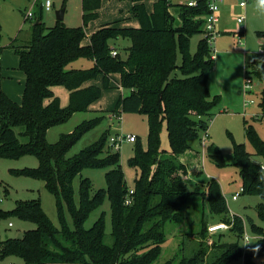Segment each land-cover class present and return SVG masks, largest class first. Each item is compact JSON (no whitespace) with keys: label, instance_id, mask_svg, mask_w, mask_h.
I'll use <instances>...</instances> for the list:
<instances>
[{"label":"trees","instance_id":"trees-1","mask_svg":"<svg viewBox=\"0 0 264 264\" xmlns=\"http://www.w3.org/2000/svg\"><path fill=\"white\" fill-rule=\"evenodd\" d=\"M133 1L131 11L138 20L137 26L104 24L89 36V43L84 42L88 37L84 27H70L60 20L55 26H45L44 8L38 4L31 37L16 47L19 69L26 78L21 102L2 89L0 66V158L36 156L37 168L15 172L42 179L56 196L59 210L65 202L74 219L70 226L61 215V227H57L40 199L18 201L11 210L3 209L0 201V221L19 218L37 225L22 237H7L0 242L2 258L18 257L24 264H152L160 257L166 241L165 224L182 219L191 197L207 198L216 223L226 222L238 240L222 241L220 235L209 244V226L214 223L207 225L203 216L197 249L190 256L184 255L178 261L173 258L164 264H229L243 252L239 238L245 233V219L231 212L217 180L208 181L204 188L196 185L194 180L203 175L201 157L198 151L189 154L190 140L208 135V119L219 98L209 88V75L215 67L213 46L202 37L196 51L191 50V38L203 34L207 2L199 0L197 7H191L156 0L153 10L148 11L144 0ZM100 6L101 0H83L85 24L98 16ZM121 38L131 42L125 58L111 44ZM83 57L93 60L90 69L70 67ZM253 73L264 77L260 68L253 67L251 74L247 72L251 78ZM114 74L120 75L119 87L130 93L121 95L111 117L119 119L122 112L139 113L146 116L149 124L148 147L138 146L130 158L138 170L133 191L127 187L119 151L113 152L110 147L106 150L110 130L77 154L68 156L83 135L102 122L103 116L76 132L62 135L54 144L47 139L51 127L68 121L75 112L90 110L101 98L103 88H113ZM101 76L103 88L86 85ZM58 85L65 86L70 93L67 107L61 105L54 92ZM260 107L264 116V91ZM164 127L168 131L169 150L161 144ZM245 131L255 154L264 160V139L248 121ZM207 151L223 163L218 146L209 144ZM186 155L196 158L194 169L181 159ZM235 156L243 178L242 193L261 198L256 211L264 221V162L255 161L244 144H236ZM100 166L110 168L106 173L107 190L91 194L90 179L81 176L78 206L74 180L85 168ZM106 195L111 204V233L106 231L104 214L91 227L85 226L88 216L103 204ZM250 222L253 233L259 236L261 252L245 253L244 264H255V257L264 254V228L253 219ZM212 245L219 252L211 253Z\"/></svg>","mask_w":264,"mask_h":264},{"label":"rangeland","instance_id":"rangeland-1","mask_svg":"<svg viewBox=\"0 0 264 264\" xmlns=\"http://www.w3.org/2000/svg\"><path fill=\"white\" fill-rule=\"evenodd\" d=\"M29 0H0V23L3 25V38L9 39L15 30L23 28L18 40L14 45L3 47L7 50V59L5 68H1V79L6 80L5 86H10V93L18 94L19 101H22V95L25 88V74L19 69L20 56L17 54L16 47L24 44L26 37H31L33 21H23L20 6H32ZM185 0H171L173 4ZM155 0H144L146 8L153 10ZM41 4V1H39ZM134 5L133 0H101V6L98 9V16L88 22L83 20V0H56V6L51 11H43V23L45 26H55L57 23L56 11L66 7V13L63 22L70 27H84L88 33H93L100 25L108 23H117L120 26H135L138 20L133 16L131 8ZM221 22L219 24L220 33L216 35L213 42L215 64L209 75V88L212 95H218V103L213 109L211 117L208 119L209 130L208 137L190 140L191 151L199 153L203 169L202 177L194 180L196 185L204 188L205 183L215 179L223 190L232 213L238 214L245 219V233L239 238L240 247L243 252L240 256L233 259L229 264H244V255L247 252L260 253L259 236L253 233L250 220L264 228L262 221L257 214L256 206L261 198L256 195L240 194L237 200L233 195L243 187V178L241 169L236 164L235 146L244 144L246 151L252 154L257 162H264L263 158L255 154V149L246 136L245 121L252 123L258 134L264 139V116H262L260 107L261 94L264 91V77L252 75V82L247 84L246 67L251 74L253 67L262 69L264 66V2L262 0H251L245 8L240 7L238 0H228L222 13H220ZM244 16L243 22H238V18ZM26 18V15H25ZM26 22V23H25ZM137 26V25H136ZM203 34L194 35L191 38V50L196 51L197 45ZM11 41V39H10ZM89 36L84 42H89ZM112 46L120 51L123 58L126 57L127 47L131 44L129 39L112 40ZM179 62H181V53H178ZM256 58V60H255ZM19 60L18 65L15 63ZM254 61L256 63H254ZM254 63V64H253ZM15 66V67H14ZM93 66V60L89 58H80L72 62L70 67L90 69ZM69 67V68H70ZM264 71V70H263ZM249 74V75H250ZM115 79L119 74H114ZM24 77L23 83H19ZM118 80V79H117ZM8 82V83H7ZM20 87V89H19ZM103 88V85H102ZM119 85L110 89H102V96L97 101L95 109L88 111L75 112L68 121L53 126L48 130V142L54 144L65 134L76 132L84 124L96 122L102 116V122L95 128L83 135V137L71 148L68 156L77 154L80 150L94 143L106 131L110 130L109 141L106 146L113 152L119 151L121 156V166L127 181V187L133 191L136 187V177L138 170L135 168L130 158L135 155L138 146L146 149L148 147L149 124L146 116L139 113H121V119L111 117L121 95L130 93L128 89H121ZM55 93L60 98L61 105L67 107L70 104V97L67 88L63 85L55 87ZM254 100V103H249ZM16 101V100H15ZM134 134L138 138L136 142H126L121 144L119 150L111 146L110 137L112 135ZM206 139V141H204ZM161 144L166 150L170 149L168 131L166 127L161 133ZM209 144L219 147L220 156L223 163L217 162L207 151ZM183 161L191 164V169L197 166L196 158L193 155L181 157ZM200 160V159H199ZM200 165V166H201ZM39 159L34 155H25L18 159L0 158V199L1 207L5 210L15 208L18 201H29L40 199L44 211L57 227H61V215H64L68 225L74 224V219L68 210L65 202L59 210L56 196L51 193L42 179L33 178L24 173L15 171L26 168H37ZM199 166V165H198ZM110 168L107 166L89 167L82 171L74 180L75 200L80 206V178L88 177L91 182V194L100 189L107 190L106 173ZM104 214L107 233H111V204L108 195L104 197L103 204L92 211L85 221L87 228ZM207 219V225L216 223L217 219L212 217L209 211V202L207 198L191 197L189 205L183 209V217L178 222H167L165 224L166 241L162 245L160 257L152 264H164L167 261L177 258V261L184 255H192L194 249H197V236L202 228V217ZM13 225H10V223ZM37 225L33 222L24 221L19 218H10L0 221V242L7 237H22L26 230L34 229ZM248 234L250 250H246L247 244L245 234ZM222 236L221 240L234 242L238 240V235L230 230H222L213 234H208L207 240L212 244ZM196 246V247H195ZM211 253L219 252L211 246ZM210 253V254H211ZM14 262L15 264H24V261L18 257L2 258L0 263L6 264ZM255 264H264V254L255 257Z\"/></svg>","mask_w":264,"mask_h":264},{"label":"built area","instance_id":"built-area-1","mask_svg":"<svg viewBox=\"0 0 264 264\" xmlns=\"http://www.w3.org/2000/svg\"><path fill=\"white\" fill-rule=\"evenodd\" d=\"M39 1H41V5L43 6L45 11H51L55 7L56 0H32V6L26 11V18L28 19H35V8L39 4ZM226 0H206L207 2V7H208V12L203 15L204 21V26H203V37L207 38L208 42L213 45V42L215 40L216 35H218L220 32L218 30V26L220 23V10L222 5L224 4ZM251 0H238V3L240 7L245 8L248 3H250ZM264 2V0H262ZM188 6L191 7H197L199 0H186L185 2ZM244 16H240L238 18V22H243L244 21ZM261 52L264 53V50L262 49ZM113 54L115 55L116 52L114 51ZM0 59H1V54H0ZM264 70V66H263ZM246 71L248 72V67H246ZM252 82L251 77H247L246 83L249 84ZM249 103H254V100H250ZM121 119V117L119 118ZM209 135H204L205 138H207ZM137 139L136 135L134 134H126V135H112L110 137L111 141V146L114 147L115 149L119 150L121 147V144L126 141V142H135ZM206 141V139L204 140ZM264 169V166H263ZM243 192V187L240 189L239 192L233 195V199L237 200L240 196V194ZM2 199H0L1 201ZM127 203H130V200H127ZM10 225H13L11 222ZM230 226L224 222H218L214 223L209 226V233L213 234L215 232L221 231V230H228ZM245 239H246V250H250L251 246L249 245V235L246 233L245 234ZM1 264V263H0ZM6 264H15L14 262H8Z\"/></svg>","mask_w":264,"mask_h":264},{"label":"crops","instance_id":"crops-1","mask_svg":"<svg viewBox=\"0 0 264 264\" xmlns=\"http://www.w3.org/2000/svg\"><path fill=\"white\" fill-rule=\"evenodd\" d=\"M156 1V0H155ZM227 1L228 0H226L225 2H224V4L222 5V7H221V10H220V13H222V11H223V8H224V6H225V4L227 3ZM237 1V0H236ZM29 3H30V5H32V0H29L28 1ZM186 2V0L185 1H183V2H179V3H185ZM251 2V1H250ZM55 6H56V3H55ZM0 7H2V3H0ZM31 7V6H30ZM30 7H28V6H24V7H22V6H20L19 7V9H18V11H19V13L21 12V16H22V18L21 19H23V21H25V14H26V11L30 8ZM148 11H152V10H148ZM83 13H84V10H83ZM221 16V15H220ZM56 19H57V17H56ZM29 20H32V21H34L35 19H29ZM28 20V21H29ZM220 22H221V19H220ZM26 23V22H25ZM220 24V23H219ZM136 25H138V23L136 24ZM135 25V26H136ZM100 26H102V25H100ZM99 26V27H100ZM98 27V28H99ZM97 28V29H98ZM97 29H95V30H97ZM22 30H23V28H19V29H17V30H15L14 31V33L12 34V35H9V39H4L3 38V33H4V28H3V25L0 23V54H1V59H0V66H1V68H2V70H3V68H5L7 65L5 64V61H6V59H7V52H9V51H7V50H3V47H6V46H9V45H11V42L12 41H14V39L15 38H19V36H20V33L22 32ZM94 30V31H95ZM218 30H219V32L221 31L220 30V28H219V26H218ZM93 31V32H94ZM86 32H87V30H86ZM87 34H88V36H90L92 33H88L87 32ZM30 38V37H29ZM28 37H26V39H24V42L26 43V41L29 39ZM10 39H11V41H10ZM24 43V44H25ZM85 43H89V42H85ZM24 44H22V45H24ZM215 58V57H214ZM255 60H256V58H255ZM18 62H19V60L17 59V62L15 63V66H16V64L18 65ZM14 66V67H15ZM118 79V80H117ZM117 79H115V75H114V78H113V80H112V85L113 86H116V85H118V82H119V80H120V76H117ZM23 81H24V77L22 78V79H20V81H19V83H23ZM5 82H6V80L4 81H2V89L5 91V93L8 95V96H10L12 99H14V100H16V101H19V94L16 96V97H14L15 95H12L11 93H10V91H9V89L11 90L12 88L8 85V86H5ZM8 83V82H7ZM90 84H96V85H99V86H102L103 85V77L101 76V77H99L98 79H96L95 81H90V82H87L86 83V85H90ZM19 89H20V87H19ZM121 89H123V88H121ZM54 92H55V88H54ZM69 92V91H68ZM56 94V93H55ZM70 94V93H69ZM97 106V102H95L92 106H91V109H95V107ZM90 109V110H91Z\"/></svg>","mask_w":264,"mask_h":264},{"label":"water","instance_id":"water-1","mask_svg":"<svg viewBox=\"0 0 264 264\" xmlns=\"http://www.w3.org/2000/svg\"><path fill=\"white\" fill-rule=\"evenodd\" d=\"M65 13H66V7H63L61 9H58L56 11L57 20L63 21L64 20V17H65Z\"/></svg>","mask_w":264,"mask_h":264}]
</instances>
